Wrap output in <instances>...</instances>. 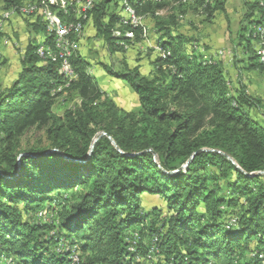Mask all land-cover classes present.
Instances as JSON below:
<instances>
[{
  "label": "trees",
  "instance_id": "obj_1",
  "mask_svg": "<svg viewBox=\"0 0 264 264\" xmlns=\"http://www.w3.org/2000/svg\"><path fill=\"white\" fill-rule=\"evenodd\" d=\"M1 1L15 11L24 2ZM114 1L93 0L86 12L111 52L123 51L118 41L125 40L126 30L142 32L125 24L123 36L115 35L123 18L109 13ZM196 1L210 13L224 5ZM128 4L154 19L166 57L157 58L162 76L153 78L138 67L118 72L100 63L133 88L137 110L120 109L100 89L88 60L74 51L68 61L77 78L67 87L82 102L62 116L55 113L51 90L67 80L58 70L60 59L39 58L35 38L17 78L0 93V264H72L69 252L56 250L60 238L86 255L79 264H128L140 250L147 257L154 239L169 264H261L264 174H251L264 172V126L245 110L255 99L243 89L231 96L219 64L184 51V36L173 31L177 18L158 14L166 0ZM250 9L241 43L252 25L264 24L262 7L255 1ZM43 31L37 24V33ZM258 55L250 66L263 70ZM166 65L174 69L167 73ZM32 127L44 129L50 145L18 150ZM147 194L164 204L143 208ZM46 205L56 215L53 222L26 218ZM153 264H162L161 258Z\"/></svg>",
  "mask_w": 264,
  "mask_h": 264
},
{
  "label": "rangeland",
  "instance_id": "obj_2",
  "mask_svg": "<svg viewBox=\"0 0 264 264\" xmlns=\"http://www.w3.org/2000/svg\"><path fill=\"white\" fill-rule=\"evenodd\" d=\"M214 1L205 0V4L211 3L214 6ZM223 1L224 5L222 9H217L213 13H210L205 10V5H199L196 0H166L167 5L158 14L166 19L171 18L173 15L177 18L175 29H173L174 35L184 36L185 42L183 46L187 54L199 57L204 63L220 65L228 82L229 94L231 96H237L239 90L243 89L255 99L254 105L245 107V110L249 112L254 120H257L264 126V69L255 68L253 65L252 67L250 66L253 64L252 56L258 55L259 50L260 56L258 55V60L264 64L262 57L264 49H261L264 48V24L252 25L246 32V39H243V43H241L240 37L244 24L243 20L246 19L245 15L251 11L250 7L256 1L262 7L264 14V0ZM41 2L42 0H24L19 9L15 11L12 8H5L4 3L0 0V93L9 88L17 78L22 68L21 63L26 48L31 40L35 38L38 47L43 46L45 48L50 47V44L53 42L47 30L40 34L37 33V24H42L46 28L45 23H47L45 14V10L47 9L40 7L44 4ZM85 2L84 0H60L57 3V5L59 4L58 8L53 7L47 11L53 18L59 21L65 23L71 21L70 24L72 25L80 23L79 27L70 37V42H72L69 44V49L73 52H80L88 60L89 72L94 76L100 89L120 109L135 111L139 108L136 92L124 80L114 77L105 71L100 63L111 65L118 72L123 71L126 67H138L140 73L148 78L162 76L158 71L156 60L158 57L161 59H165L166 57H161L162 51L159 48L163 47L160 45L155 21L149 15L140 16L137 14L138 21L142 26V32L135 33L132 35L133 37L127 38L126 34L130 30H126L124 34L125 40L118 41L123 51L111 52L109 46L96 35L97 32L91 20H86L80 15L82 13L80 10L85 7ZM127 2L129 3V0ZM126 7L127 3L125 0H115L109 7V13H118L123 18V24L120 21L115 30L117 37L123 36L121 29L128 26L124 23V9ZM65 10L68 11L67 15L65 14ZM61 11L65 14L63 18L60 17ZM77 13L78 16H76ZM75 18L76 20L80 19L75 22L73 21ZM248 39L251 40L250 51H246L244 46L248 42ZM167 52L171 54L170 49ZM57 66L59 70V64ZM162 68L167 73L169 70L174 69L173 66L168 67L167 65ZM60 73L63 74L62 72ZM62 84L55 86L51 90V94L55 95L53 111L60 116L66 110L79 107L82 102L76 91H70L68 89L69 86L67 87V85ZM49 145L45 130L32 127L21 136L18 150L48 147ZM21 155H25V153ZM156 159L158 160L157 156ZM63 197H66V194ZM141 204L143 208L149 210L154 205H163L164 202L158 199V197L147 194L143 195ZM31 215H33L32 218L35 217L36 220L42 222H53L56 218L52 208L47 205L34 210L33 213L27 212L26 218L28 219ZM232 218L235 217H231L230 220ZM56 232L54 230L52 234ZM136 235L134 233V236ZM56 238L59 239L57 236ZM60 239L61 241L57 245L56 250L58 252H69L72 264H79L85 259L86 255L77 247L76 243L71 244L73 241L65 238ZM156 241L157 239H154L151 242L150 252L147 257H142L140 250V254L136 255L133 260L130 257L128 258L127 262L131 260L128 264H153L159 261L160 258L162 264H169L167 260L157 253ZM136 242L137 236L130 246L132 252L136 251ZM259 258L261 264H264V256L260 255Z\"/></svg>",
  "mask_w": 264,
  "mask_h": 264
},
{
  "label": "bare ground",
  "instance_id": "obj_3",
  "mask_svg": "<svg viewBox=\"0 0 264 264\" xmlns=\"http://www.w3.org/2000/svg\"><path fill=\"white\" fill-rule=\"evenodd\" d=\"M60 0H45V2H47V4H53L58 6L57 3L59 2ZM45 2L42 0L41 3H44L43 5H41L40 7H44L46 8L47 10H50V7H47V5L45 4ZM62 2V1H61ZM66 2V1H65ZM92 2L93 0H88L85 2V7L82 8L80 10V12H82L80 15L84 18V19H87L86 17V12L91 8V5H92ZM125 2L127 3V7L124 9L126 14H127V21L125 20V24H129L130 26L132 27H136L135 26V23L137 22V14H136V11L135 9L130 5L128 4L127 0H125ZM264 3V1H263ZM48 4V5H49ZM52 7V6H51ZM64 7H65V4H64ZM58 8V7H57ZM66 8V7H65ZM68 9V8H67ZM45 10V14H46V18H47V23L46 24V28L45 30H47V33H49V36L52 37V44L53 46L50 45V47L48 46V48H45L43 46L41 47H38L37 49V54L39 55V57L41 59H51V60H57V59H60V44H59V39H60V29H63L64 28V32L66 34H68L67 38H66V41H65V52L67 54V60L69 59V56L73 53V51L71 49H69V44L72 42H70V37H71V34L79 27V24H70V22L68 23H65L63 21H59L55 18H53L51 16V14L48 13V11ZM64 10V9H63ZM41 11V10H40ZM55 12V10H54ZM62 12V11H61ZM41 14V13H40ZM54 14V13H53ZM65 14L67 15L68 14V11L65 10ZM76 14V13H75ZM64 15V13H63ZM62 15V16H63ZM79 15V17L81 18V16ZM78 16V13L77 15ZM80 18H78L76 20L75 18V22H77ZM67 20V19H66ZM139 22V21H138ZM81 26V25H80ZM81 29V28H80ZM133 33L130 31L128 32V34H126L127 38H131L133 37L132 36ZM46 45V44H45ZM73 49V48H72ZM263 57V60H264V55L262 56ZM61 60V59H60ZM62 63V61H61ZM60 68H62V64L60 65ZM63 73V72H62ZM67 80V83L65 85L68 86V84L71 82L70 81V78L66 77L65 78ZM63 88V87H62Z\"/></svg>",
  "mask_w": 264,
  "mask_h": 264
},
{
  "label": "built area",
  "instance_id": "obj_4",
  "mask_svg": "<svg viewBox=\"0 0 264 264\" xmlns=\"http://www.w3.org/2000/svg\"><path fill=\"white\" fill-rule=\"evenodd\" d=\"M124 19L127 21V17H124ZM135 26L142 30L141 23L138 22V17H137V22L135 23ZM67 36L68 34L64 32V28L60 29L59 44H60V59L62 61V68H59V72H63V77H68L70 78V81H73L74 79L77 78V75H76L75 70L72 67L71 62L67 60V54L65 52V41H66ZM233 224H236V223H233Z\"/></svg>",
  "mask_w": 264,
  "mask_h": 264
},
{
  "label": "water",
  "instance_id": "obj_5",
  "mask_svg": "<svg viewBox=\"0 0 264 264\" xmlns=\"http://www.w3.org/2000/svg\"><path fill=\"white\" fill-rule=\"evenodd\" d=\"M52 151H54V150H52ZM194 155L195 154H193L192 156H191V158L188 160V162L183 166V168H187V166L189 165V163L191 162V160H192V158L194 157ZM21 156H23V155H21ZM183 168H181V169H183ZM177 171H173V172H171V174H175ZM260 174H264V172L263 171H261V172H258V173H254V174H251V176H257V175H260Z\"/></svg>",
  "mask_w": 264,
  "mask_h": 264
}]
</instances>
